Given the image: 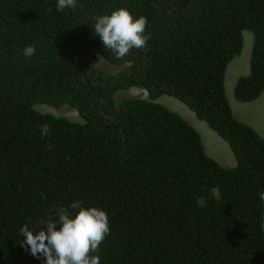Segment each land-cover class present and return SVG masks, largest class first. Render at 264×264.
Masks as SVG:
<instances>
[{
  "label": "trees",
  "instance_id": "trees-1",
  "mask_svg": "<svg viewBox=\"0 0 264 264\" xmlns=\"http://www.w3.org/2000/svg\"><path fill=\"white\" fill-rule=\"evenodd\" d=\"M56 4L0 0V264H45L21 246L19 229L36 230L76 200L109 215L100 264H264V138L234 115L225 83L249 29L250 71L235 98L264 91V0ZM119 8L145 17L151 34L122 59L93 29ZM132 87L149 97L118 96ZM163 94L226 140L236 167L210 157L196 127L156 101ZM41 103L68 105L84 122Z\"/></svg>",
  "mask_w": 264,
  "mask_h": 264
},
{
  "label": "clouds",
  "instance_id": "clouds-1",
  "mask_svg": "<svg viewBox=\"0 0 264 264\" xmlns=\"http://www.w3.org/2000/svg\"><path fill=\"white\" fill-rule=\"evenodd\" d=\"M76 6H77V0H57V4H56L57 10L61 12L64 11L66 8L75 9ZM94 20H95V23L93 25L94 34L98 35L101 38L104 48L110 50L111 54L115 55L116 59L124 58L129 54L130 50L133 48L145 49L147 47V42L150 39L151 34L150 33H148L147 35L145 34L146 26L148 23L145 17L143 16L135 17L133 13L128 9L119 8L113 10L110 14L99 15L95 17ZM247 33H252L250 34L252 36H250L251 42L249 45H246ZM242 36H243L242 48L240 52L234 57V59L229 63L225 75V83L227 87V77L228 75L233 74L235 63L239 60H242L243 62L242 66L245 65L247 67V71L245 73L240 74L234 82V86H233L234 97H235V85L237 84L239 78L244 75L246 76L250 71L249 70L250 61L252 58V53L255 43V36L251 30L243 29ZM166 39L167 37L165 38V40ZM246 47H248L247 60L244 58V54H242L246 49ZM35 53H36L35 45H28L23 49V55L26 58L33 57ZM133 90L136 91V94L130 95L129 92ZM123 91L126 92L127 96H135L142 98L149 97V93L145 88L132 87L128 90H123ZM120 92L118 93V96ZM263 94L264 91H262L259 94V96H257L255 99L250 101H241L238 98L235 99L243 103H249L256 101ZM163 95H168V97L171 96L175 97L169 94H163ZM163 95L158 97L156 101L159 102L158 100L161 97H163ZM175 98L178 99L177 97ZM40 105L50 106L49 104L41 103L36 106L38 110H39L38 106ZM167 107H169L174 111V109L171 106L168 105ZM191 110L192 113L191 112L183 113V115L181 116H183L185 119H187L188 117H191L192 120L193 118L200 119L196 115L195 111L193 109ZM76 112L78 113V111ZM234 115L238 117L235 114V112ZM57 116H62V115H57ZM187 120L190 121L189 119ZM240 121L250 125L249 123L241 119ZM250 126L254 128L252 125ZM194 127H197L196 124ZM196 129L199 130L198 127ZM254 129L264 138V136L256 128ZM50 133H51V129L47 123L40 125V134L42 138L48 137ZM204 146L206 149L205 144ZM52 147L53 146L49 144L48 150L51 151ZM206 152L208 155H210L207 149ZM210 157L212 156L210 155ZM212 158L214 159V157ZM218 163L221 164L220 162ZM221 165L224 167H236L237 160L235 164L230 166L223 164ZM258 195H259V199L264 201V192H260L258 193ZM41 196L43 197V193L41 194ZM23 225L24 226L19 229L20 235L24 238L23 241L21 242V246L25 249V251H30V254L35 257L46 258L45 264H100V256L94 253H98L99 246L105 240L106 236L110 232L109 215L107 211L105 209L96 206H83L82 200L73 201L68 206H64V205L58 206L55 209L54 217L50 216L47 219H41L39 221V226L37 228L39 229L38 232L37 229L30 230L27 224H23ZM42 225L46 227H41ZM58 225L59 227H57ZM261 230L264 231V222L261 223Z\"/></svg>",
  "mask_w": 264,
  "mask_h": 264
},
{
  "label": "rangeland",
  "instance_id": "rangeland-1",
  "mask_svg": "<svg viewBox=\"0 0 264 264\" xmlns=\"http://www.w3.org/2000/svg\"><path fill=\"white\" fill-rule=\"evenodd\" d=\"M249 32V31H248ZM252 33H247L246 34V45H249L251 42L250 39V35ZM248 47H246V49L244 50V52L242 54H244V58L247 60L248 59ZM130 95H135L136 91L133 90L131 92H129ZM119 96H127L126 92L121 91ZM159 102L166 104L167 106H171L174 111L178 112L180 115H183L184 112H191L192 110L185 105L184 103H182L181 101H179L178 99H176L175 97H168V95H163V97H161L159 100ZM39 110L42 112H53L56 115H62V116H66L69 117L72 120L75 121H80L83 122V119L78 115V113L71 107L69 106H64L61 108H53L51 106H46V105H40L38 106ZM194 116V115H193ZM187 119L190 120L191 124L196 126L199 128V132L202 135L203 138V142L206 145V149L208 150L209 154L214 157V159L217 162H220L223 165H233L236 163V158L233 154V152L230 149L229 144L227 143L226 140H224L223 138H221L209 125H207L208 123L205 120L202 119H196L194 118L192 120L191 117H188ZM194 120H197V122H195ZM196 127V128H197ZM209 155V156H210Z\"/></svg>",
  "mask_w": 264,
  "mask_h": 264
},
{
  "label": "crops",
  "instance_id": "crops-1",
  "mask_svg": "<svg viewBox=\"0 0 264 264\" xmlns=\"http://www.w3.org/2000/svg\"><path fill=\"white\" fill-rule=\"evenodd\" d=\"M242 60L234 65L233 74L227 77V91L231 105L235 114L243 121L256 128L264 136V94L256 101L243 103L235 99L233 86L236 78L247 71V67H242ZM229 82V85H228ZM187 113V112H184ZM194 119V118H193ZM197 122V120H194Z\"/></svg>",
  "mask_w": 264,
  "mask_h": 264
}]
</instances>
